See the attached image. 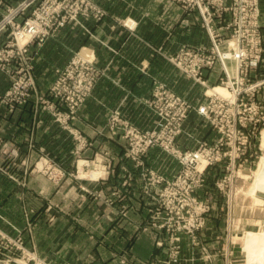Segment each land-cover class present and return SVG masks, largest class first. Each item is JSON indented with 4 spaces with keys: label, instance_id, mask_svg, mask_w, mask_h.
<instances>
[{
    "label": "crops",
    "instance_id": "1",
    "mask_svg": "<svg viewBox=\"0 0 264 264\" xmlns=\"http://www.w3.org/2000/svg\"><path fill=\"white\" fill-rule=\"evenodd\" d=\"M98 1L106 2L109 11L106 20L110 23L107 26L111 31L94 30L98 40H95L96 45L91 50L94 51L99 65L105 64L114 71H120L123 76L118 78L111 76L103 83L101 81L94 92L92 98L97 103L102 102L101 104L105 105V113L103 114L98 108L95 110L92 108L90 112L80 111L78 119L73 122V128L92 141L94 146L92 150L96 152L106 150L109 152L107 156L114 151V156L118 158L122 155V148L115 142L117 137L110 132H105L103 138L97 137L105 123L107 110L118 109L134 126L143 130L153 129L157 117L141 100L150 94L151 76L157 74V77L167 79L169 89L176 94L183 79L177 69L168 65L161 57L162 49L166 53L174 54L183 43L208 45L209 37L202 28L201 18L197 13L186 14L167 0ZM118 17L126 21H135V30L129 32L125 28L116 26ZM260 24L264 32V0H261ZM63 34L69 35L71 32L66 30L61 35ZM72 34L74 41L81 39V34L75 31ZM84 38L83 45L87 41L86 36ZM101 40L104 45L102 47L96 42ZM143 69L148 70L149 74H143ZM213 74L208 72L206 75L209 84L217 83H212L210 80ZM185 83L187 92L183 95H187L188 100L194 104L206 101L203 87H195L187 80ZM112 87L116 89L113 90ZM8 88V79L0 73V96L4 95ZM46 118L48 116L41 113L33 114L22 107L11 112L0 102V138L5 143L17 145L23 150L28 148L31 138L32 142L42 150L53 148L59 155L58 160L62 161L71 156L72 137ZM82 120L90 124L89 132L82 129ZM184 128L193 135V139H205L212 143L218 136L196 113L189 116ZM31 129L35 131L32 135L29 133ZM194 146L195 142L192 140L186 147L191 149ZM169 158L160 150L152 149L145 160V166L152 170L161 169L165 177L171 179L179 171L180 166L174 159ZM121 163V158L114 159L112 167H121ZM141 172L142 170L139 169L132 175L128 187L124 185V175H115L113 172L103 174L101 179L84 181L88 191H82L77 186V189L69 192L72 194L71 197L68 196L63 202L58 201L60 203L58 209L50 206V202L55 203V199L51 201L50 198L60 191L52 190L41 176L27 177V181H31L32 189L26 194V201L18 204L16 198L20 194L15 192L11 184L8 188L2 185L5 177L1 173L0 198L3 205L0 206L2 215L0 227L10 236H16L19 231L25 229L24 242L27 248H35L43 259L53 264H166L168 255L165 247L160 248L156 245L161 235L158 236L157 231L146 224L149 197L144 193ZM35 182H38L36 189ZM115 190L118 191V195L113 196ZM6 198H10L9 201H5ZM105 199H110L111 204L106 203ZM122 208L127 209L128 219H120L119 211ZM46 209L48 212H45ZM59 210L64 213H59ZM234 213L236 211L233 209L230 213L232 219L235 217ZM237 213L235 218L238 217ZM51 214L58 216L50 220ZM209 221L213 222L211 219ZM244 221L252 223L256 220L244 218ZM27 224H31L30 231L25 228ZM138 228L137 237L131 239L130 235ZM204 244L211 249L212 242ZM180 246L181 254L173 264H231L233 259L230 253L225 255L218 253L214 257L208 255L210 256L208 259L202 252L201 246L191 248L190 239L186 236L181 237Z\"/></svg>",
    "mask_w": 264,
    "mask_h": 264
},
{
    "label": "rangeland",
    "instance_id": "2",
    "mask_svg": "<svg viewBox=\"0 0 264 264\" xmlns=\"http://www.w3.org/2000/svg\"><path fill=\"white\" fill-rule=\"evenodd\" d=\"M24 1L25 0H5L4 4L0 5V23L3 21V17H13ZM29 1L30 0H26V3ZM167 1L172 5H176L180 10H182L180 6L178 4H175L172 0ZM90 3L98 7L99 11L102 14L99 15L97 14V12L95 13L91 11ZM176 3L184 6L183 2ZM32 4L39 6L37 9H39L40 13L43 12V10L48 9L46 12H43V17L39 18L38 22L48 30L49 34L51 32V35L48 36V34V37L46 36V39L42 38V41L45 39L43 43H41L39 40L30 42L25 49V52H23V55L25 54V58L29 66V72H26V80L30 84L26 80H23V90L19 93V95H17V97H21L23 101L25 100V104L17 105L16 108H27L28 111L33 114L41 113V115L48 116V118H46L48 121L56 123L62 130L71 135L73 146L70 153L71 156H68V158H64L62 159V161H59V155L54 152L55 150H53V148L42 150L39 146H36V144L32 142L31 138L28 143V148L25 150L20 149L17 145L14 146L8 144L7 142L5 143L2 138H0V174L2 173L1 175H4L5 177V181L4 183H2V185L4 184L8 188V186L11 184V187L14 188L15 192L20 194L16 198V202L20 204L26 201L25 196L32 189L30 188L31 181L28 182L27 177L41 176L52 190L60 191V193L56 192L57 194L54 195V197L53 195H51L52 198H50L51 201L53 198L55 199V203H53V201L50 202V206H54V208H57L60 204L58 203V201L63 202L68 196L71 197L72 194H69V192L77 189V186L82 191H88L87 187H85L86 182L84 181L101 179L103 174H108L112 171L115 175H124L125 180H127L128 174L132 176L139 169L142 170L141 175L145 173L148 174L149 171H154L157 175L165 176L161 169L152 170V168H147L145 166V160L148 156L144 158L143 167H135L134 163L131 161V157H126L127 144L126 142L123 143V141L120 139V136H117V138L115 139V142L122 148V155L118 156L117 158L116 156H114V151L111 150L109 156H107L109 152H107L106 150L97 152L95 150H92L94 148V146H92V141L84 136L82 132L73 128V122L78 119V113L80 111L90 112L92 108H94V110L95 108H98V110L103 111V114L105 113V105H102V102L97 103L96 100L92 98L94 97V92L101 81L103 83L104 81L110 79L111 76L114 78L123 76V73H121L120 71H114L110 69V67H107L105 64H103V66L99 65L94 51L91 50V48L94 49V46L96 45L95 40L97 39L94 30L98 31V29H101V31H111L110 27L107 26L110 25V23L106 20L109 16V11L105 5L106 2H99L98 0H43L41 2H38L36 0H32ZM61 8H63L64 11H61ZM13 12L14 14H12ZM58 13L60 15L64 14L66 17H57ZM185 13L198 14V11ZM198 16L200 17L199 14ZM15 17L16 18L13 21V25H9L10 27H8L5 31L0 32V53H2V50L15 52L14 45L9 44L12 41L13 31L16 30L17 27L24 28L31 25V22L37 19L34 14L32 15L31 11H29L27 14L20 13ZM260 18L261 0L259 21ZM117 23L118 24L116 26L125 28L129 32H133L136 27L135 21H126V19L122 20L121 17L117 19ZM66 30L71 32V34L61 35L62 32ZM262 30L263 29L261 27V31ZM74 31L75 33L81 34V39L77 40L80 42L74 41V37L72 34V32ZM262 33L264 35L263 31ZM85 36L87 38V41L83 45V42L85 41L83 40V38ZM91 41H93L92 45ZM96 42H98L97 45H99L100 47L104 46L102 40ZM191 45L197 44L183 43L182 45H180L176 53H178L182 47ZM81 53H84L88 57L91 55L90 58L93 57V61H95V66L97 69L96 71L97 73H99V80L87 101L80 108L71 109L68 105L69 102L80 97L83 92L84 87H81L79 85V82L83 79H86V83L88 84L91 79V69L89 67H87V69L79 67L69 68V70H67L69 63L74 59H79ZM176 53L169 54L162 49V53L160 55L162 58H164L168 65L173 66L175 67V69H177L172 62ZM0 57L3 58L0 63V67H12L13 69H11V73L17 72L23 67L24 61L19 59L18 53L11 55V57H8L3 53L0 55ZM54 63L56 64L54 65ZM219 69L221 70V66L219 65L218 61H216L213 69L204 72L203 74V78L207 80V73H214L210 77V80L212 83H217L209 84L207 82L210 88L218 86V83L224 77ZM256 71L258 72L257 76L252 78V80H264V46L263 53L261 55V65L260 68H258V70ZM177 72L180 74V77L184 79V81L183 79L181 80V86H179V88L177 89V94L169 89L168 84L166 83L167 79H164L163 77L161 79V77H157V74L151 76L152 80L150 94L148 97H143L141 99L147 108H149L148 102L153 99V95L157 90L172 92L173 94H176L177 96L188 100L186 98L188 96L183 95L187 92L185 80L190 81L195 87L200 86L199 84L194 83L191 78L181 73L178 69ZM0 73H3L6 76L9 81L10 88L11 80L9 73L6 70L2 71L1 69ZM142 73H145L146 75L149 74L148 70L146 69H143ZM70 75L72 76L69 77ZM60 79L61 82L60 84H58ZM55 84V92L60 95L62 100L56 98L51 93V91L55 87ZM5 86L6 85H4V87ZM86 87L87 85L85 86V88ZM200 87L202 88V86ZM9 88L4 92V94L9 91ZM112 89L115 90L116 88L112 87ZM202 90L203 95L206 97L207 95L205 93V89ZM63 96L69 102L66 101ZM188 101L191 102L190 100ZM191 103L194 104L193 102ZM2 104L9 106L4 102H2ZM195 104L202 105L204 103L195 102ZM251 106H253L252 109ZM71 110H75L76 113L71 114ZM117 113L120 115V118L122 120L124 119L130 122L128 119H125L122 116L121 112L118 109L107 110L105 123L102 129L99 130L97 137L101 136V138H103L102 136L106 135L105 132L109 131L111 119ZM67 115H69L70 118L65 121L64 117ZM263 117L264 88L260 90L257 96L252 100L249 99L242 102L240 106V132H237L238 134H236L235 139L230 136L232 135L230 133H228L226 137H224L223 140L225 142V147L223 148V154L224 156H226L225 160L223 161V164L216 167H210L207 171L206 187L203 190L204 192L200 193V198L202 199V201H206L210 204L211 210L205 222V226L199 230V233L197 235V237L199 238L198 242L205 256L211 255L214 257L215 254L218 253H221L222 255H225V253H230V256L233 257V259H231V264H249L247 255L248 252L247 250H245L247 235L249 232L258 234L264 232V191H257L255 192L256 194L254 193L252 195V188L258 174L261 171V161L264 158V143L262 142V135L264 132ZM259 119L262 120L259 121ZM250 121L254 122L251 124ZM63 122H68V126L70 129L81 133V136L90 145L87 146V148H80V143L76 142L69 130L65 129V127L63 126ZM157 123L158 118L156 124ZM184 126L182 132H180L177 137L174 136L172 130H168V132H165L164 135H161V133L158 134L156 136L157 139H154L153 141H158V137L161 135L163 136V141L165 142L168 139L172 140L173 142L175 141V146H177L182 151H190L197 148L198 142L202 143L206 141L209 143V141L205 139H193V135L188 130H185ZM81 127L85 132L90 131V124H88L85 120H82ZM33 131L34 130L31 129L29 133L32 135ZM120 131L122 130H118L117 134ZM191 139L195 142V146L191 149H188L190 147L186 146L192 142ZM217 139H215L214 142H216ZM214 142L212 143L214 144ZM180 145L184 148H182ZM153 149H157L158 151L160 150V152L166 154L168 158L171 157V155L167 154V152L160 147H154ZM130 155L132 154L130 153ZM63 156L64 154L62 152L61 157L63 158ZM120 158L122 161V166L112 167L113 160H119ZM125 163L130 165V167H128ZM119 171L120 173H118ZM129 182L130 181H128V183ZM219 183H221L220 189L217 186V184ZM34 184L36 189V185H38V182H35ZM72 186H74V188H72ZM67 190L69 191L67 192ZM117 193L118 191L115 190L113 196ZM9 199L10 198H6L5 201H9ZM105 202L111 204L110 199H105ZM149 203H151V199H149L148 204ZM1 205H3L2 198H0V206ZM233 209L234 211H236V213L237 211L239 212L237 213V218H235L236 213H234L235 219H232V216L230 214ZM47 210L48 209H46L45 212H48ZM58 212L64 213V211L61 210H59ZM68 213H66V215L70 216ZM0 216L2 215L0 214ZM55 216L58 215L51 214L49 216V219H55ZM119 217L122 220L128 219L127 209L125 211L124 208H122L119 211ZM244 218H251L252 220L256 221L247 223L244 221ZM210 219L211 221L213 220V222H210ZM146 221H148V218ZM25 228H28L30 231L31 224H27ZM0 229L3 230L1 227ZM24 231L21 230L19 231L18 235H16L17 237L22 238L23 241L25 233ZM138 231L139 228L138 230H136V232L130 235L131 239L137 237ZM186 238L189 239V237ZM204 241L212 242L211 249H209V247L204 244L206 243ZM192 247L197 246L191 244V248ZM32 249L29 250L32 253H36L38 256H40L35 248ZM46 262H48V264H53L47 259Z\"/></svg>",
    "mask_w": 264,
    "mask_h": 264
},
{
    "label": "built area",
    "instance_id": "3",
    "mask_svg": "<svg viewBox=\"0 0 264 264\" xmlns=\"http://www.w3.org/2000/svg\"><path fill=\"white\" fill-rule=\"evenodd\" d=\"M172 1L178 4L184 12L198 11L202 28L208 33L210 40L208 46H184L176 53L172 61L181 73L205 89L206 101L202 105H196L172 92L157 90L153 99L148 102L149 108L158 118V123L153 129L145 131L124 119L122 120L117 113L112 117L108 131L115 137L120 136L123 143L126 142V157H131V161L137 168L144 166V158L154 147H160L166 151L180 166L179 171L171 179L157 175L154 171L141 175L144 181V193L151 199V203L148 204L146 224L156 230L158 236L161 235L160 238L158 237L156 245L160 248L165 247L168 255L165 260L166 264H173L180 256V240L183 235L189 237L192 245L200 246L197 235L199 230L205 226L211 210L210 204L200 198V193L204 192L206 187L207 171L210 167L223 164L226 157L223 154L224 137L230 133L232 134L230 136L235 139L237 132H240L242 102L252 100L264 88V80H252L257 76L256 70L260 68L264 46V35L259 21L260 0ZM4 2L5 0H0V5ZM176 2H183L184 6ZM38 7L32 4V0L27 3L25 0L13 17H3V21L1 20L0 23V32H3L10 27L9 25H13L15 16L20 13L27 14L31 11L32 15L37 17L35 21L31 22V25L24 28L17 27L13 31L12 41L9 44L14 45L15 52L2 50L0 53V55L4 53L8 57L18 53L19 59L24 61L22 69L14 73H11L12 67H0L2 71L6 70L9 73L11 80L9 91L0 96V102L9 105L7 107L11 112L16 109L17 105L25 104V100L17 97L23 90L22 83L23 80H26V72H29L23 52L30 42L39 40L43 43L51 35V32L49 34L48 30L38 22L39 18L43 17V12L48 9L40 13ZM60 10L64 11L63 8ZM90 10L99 15L102 14L93 4H91ZM58 14L57 17H66L64 14ZM42 38L45 39L42 41ZM2 60L3 58L0 57V63ZM93 60V57L79 58L69 63L67 70L79 67L91 69L90 82L87 84L86 79L79 82V85L84 87L80 97L69 102L63 96L69 102L68 105L71 109L80 108L87 101L99 80V73L96 71ZM216 61L223 68V72H221L224 77L218 86L210 88L207 84L208 81L203 78V74L213 69ZM229 61L236 62V74L233 76L226 68ZM60 82L61 79L58 84ZM56 84L51 93L62 100L60 95L55 92ZM84 85L87 87L85 88ZM220 87L228 90L227 96L222 97L215 91ZM252 108L253 106H251ZM70 113L73 114L76 111L71 110ZM193 113L202 117L208 127L218 135L214 144L211 142L209 144L206 141L198 142L197 148L182 151L175 146V141L169 139L166 142L163 141L161 135H164L168 130H172L174 136L177 137ZM69 118L67 115L64 120L67 121ZM261 120L259 119V121ZM250 122L252 124L254 121ZM63 126L73 135L74 140L80 143V148H87L90 145L81 136V133L69 128L68 122H63ZM118 130L122 131L117 134ZM160 133L158 141L154 142L153 140L157 139L156 136ZM131 180L132 176L128 174L124 185L130 186L128 181ZM217 186L220 189L221 183ZM126 192L128 191L126 190ZM124 210L126 211V208ZM16 237H12L0 229V264H48L45 259L32 253L24 245L22 238ZM163 237L164 239H162ZM206 257L210 258L208 255Z\"/></svg>",
    "mask_w": 264,
    "mask_h": 264
},
{
    "label": "bare ground",
    "instance_id": "4",
    "mask_svg": "<svg viewBox=\"0 0 264 264\" xmlns=\"http://www.w3.org/2000/svg\"><path fill=\"white\" fill-rule=\"evenodd\" d=\"M206 33H207V31H206ZM90 56L88 57L84 53L80 54V58H90ZM226 68H227V70L231 76L236 74V62L235 61L227 62ZM221 71L223 72L222 67H221ZM215 91H217V93L222 97L227 96V94H228V90L221 88V87L216 88ZM262 136H263L262 142L264 143V132H263ZM260 168H261V171L258 174L257 179L255 180L254 186L252 188V195L257 191H264V158L261 161V167ZM245 250H247V252H248L247 255H248V259H249L248 260L249 264H264V232L259 233V234L249 232L247 235L246 249Z\"/></svg>",
    "mask_w": 264,
    "mask_h": 264
}]
</instances>
